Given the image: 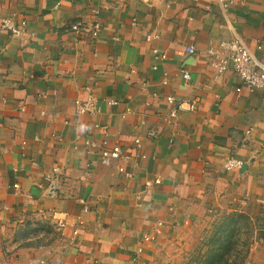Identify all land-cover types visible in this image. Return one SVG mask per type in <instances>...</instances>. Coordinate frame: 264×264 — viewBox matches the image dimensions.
Here are the masks:
<instances>
[{
  "label": "crops",
  "instance_id": "crops-1",
  "mask_svg": "<svg viewBox=\"0 0 264 264\" xmlns=\"http://www.w3.org/2000/svg\"><path fill=\"white\" fill-rule=\"evenodd\" d=\"M13 14L28 26L20 37L0 29V264H151L166 239L231 211L259 220L245 264H264V92L237 93L232 72L211 82L204 57L210 42L236 33L264 63V0H243L229 22L211 0H0V22ZM95 20L96 41L68 28ZM187 46L197 54L183 53ZM87 85L94 116L75 110ZM169 96L197 98L199 108L164 125ZM95 125L124 159L102 164ZM229 157L245 165L226 171ZM53 174L56 195L47 192ZM61 216L67 235L83 221L77 248L64 255ZM158 221L163 234L138 255Z\"/></svg>",
  "mask_w": 264,
  "mask_h": 264
},
{
  "label": "built area",
  "instance_id": "built-area-1",
  "mask_svg": "<svg viewBox=\"0 0 264 264\" xmlns=\"http://www.w3.org/2000/svg\"><path fill=\"white\" fill-rule=\"evenodd\" d=\"M144 3L152 4L154 0H141ZM212 3L220 7L223 17L226 22H229V11L231 8L238 4H243V0H211ZM97 16L98 12L94 11ZM27 20L24 17H20L16 14L3 18L0 22V29L3 32H7L14 37L23 36L27 31ZM70 31L78 33L81 36L89 38L91 41H96L100 38L102 25L99 21L95 20L91 23H84L81 21H75L68 26ZM159 36H155L158 39ZM257 48L262 49V44L258 43ZM183 53L187 55H196L197 48L194 46H187L183 48ZM153 55L156 60L164 61L166 55L160 52L158 49L153 50ZM204 57L207 58V66L209 68V78L211 82L218 81L228 72L234 73L238 78L239 84L236 88L237 93H241L244 89L251 91L264 92V63L256 57L245 39L240 35L233 33L232 37L228 40H222L218 42H210L208 48L204 51ZM183 79L186 84H190L191 75L183 69ZM86 97L84 99H77L75 101V110L77 115H89L94 116L98 112V98L94 92V88L90 85L84 87ZM41 95H39L40 98ZM199 99L194 98L191 100L184 99L178 100L174 96L166 98V103L169 107V112L166 115L160 116V121L164 125L176 124L177 118L181 114L196 112L199 108ZM111 105H117L116 102H111ZM130 110H128V113ZM127 114V112H126ZM44 116L45 112H41ZM95 129L99 131V134L103 136L102 148H101V162L105 166H111L114 163L125 158L123 147L118 144H112L108 137V131L104 127L95 125ZM250 131H247V136L250 135ZM160 132L156 129H149L147 136L149 138L157 139ZM137 147L141 146V141L137 139L135 141ZM87 145L94 146L95 144L87 142ZM245 165L244 161L229 157L225 162L224 168L226 171H233L241 169ZM121 173H124V169H120ZM47 192L50 195H56L58 191V180L55 174L48 179ZM156 184L161 183L159 179H156ZM13 188L16 192L20 191L19 184H14ZM173 210V209H171ZM56 229L60 233V239L64 243L61 255L66 253V249L77 248V237L79 230L83 226V221H78V227H72L70 235L66 234L68 229V223L66 218L58 217L56 222ZM164 224L162 221H158L153 230V234L144 235L141 240V244L138 246L137 254H142L146 244L153 243L163 233ZM26 264H51L47 259H31ZM57 264H64L62 261Z\"/></svg>",
  "mask_w": 264,
  "mask_h": 264
},
{
  "label": "rangeland",
  "instance_id": "rangeland-1",
  "mask_svg": "<svg viewBox=\"0 0 264 264\" xmlns=\"http://www.w3.org/2000/svg\"><path fill=\"white\" fill-rule=\"evenodd\" d=\"M212 216L202 221L196 230L182 233L177 239H166L157 248L151 264H205L211 261L210 256L223 251L220 244L226 241L228 252L235 256L228 264H245L260 226L259 220L249 218L242 211H231L223 218Z\"/></svg>",
  "mask_w": 264,
  "mask_h": 264
},
{
  "label": "trees",
  "instance_id": "trees-1",
  "mask_svg": "<svg viewBox=\"0 0 264 264\" xmlns=\"http://www.w3.org/2000/svg\"><path fill=\"white\" fill-rule=\"evenodd\" d=\"M231 241H232V238H231ZM228 246H229V243L227 241L220 244V247L221 249H223V251L221 253H216L213 257L210 256L211 261L205 262V264H228V261L230 262V259L235 257V256H232L230 252H228L227 250ZM228 255H230L229 256L230 258L227 257Z\"/></svg>",
  "mask_w": 264,
  "mask_h": 264
}]
</instances>
